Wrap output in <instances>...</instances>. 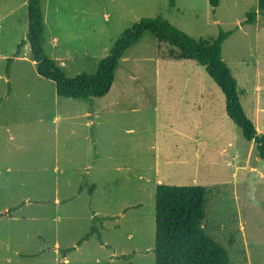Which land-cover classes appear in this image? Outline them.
<instances>
[{
  "label": "rangeland",
  "instance_id": "374dc122",
  "mask_svg": "<svg viewBox=\"0 0 264 264\" xmlns=\"http://www.w3.org/2000/svg\"><path fill=\"white\" fill-rule=\"evenodd\" d=\"M259 2L220 0L215 13L209 0H41L42 46L72 79L95 74L143 18H161L195 40L235 30L223 59L264 134V113L255 114L257 104L264 108V29L239 26ZM25 24L23 0H0V100L11 97L0 113V264H156L159 184L203 186V228L231 264H264V171L249 199L246 181L260 158L204 67L163 58L176 48L146 34L122 58L110 93L91 106L59 97L29 44L14 58ZM189 74L211 93L201 112L188 94L197 85ZM11 125L15 135L6 136Z\"/></svg>",
  "mask_w": 264,
  "mask_h": 264
},
{
  "label": "trees",
  "instance_id": "16d2710c",
  "mask_svg": "<svg viewBox=\"0 0 264 264\" xmlns=\"http://www.w3.org/2000/svg\"><path fill=\"white\" fill-rule=\"evenodd\" d=\"M209 1L213 9L220 5V0ZM259 15H264V0L259 2V11L247 13L240 20L239 26L254 24ZM26 25V39L18 45L14 58L19 57L21 49L29 44L38 74L55 83L58 96L86 102L91 106L96 99L110 93L116 71L127 51L139 44L146 34H152L159 42L177 49H172L170 58L193 60L204 67L224 94L228 117L240 129L243 137L255 144L258 157L264 159V134H259L256 125L248 117L240 100L238 82L223 59V45L235 30L220 29L215 38L195 40L161 18H143L115 42L110 54L99 62L95 74H81L71 79L44 52L42 37L45 24L41 0H27ZM12 62L13 59H8L7 74ZM93 193L94 186L91 187L90 194ZM206 196L207 191L203 186H157L154 248L156 264H231L229 252L203 228ZM94 232L92 227L78 245L89 241ZM74 250L75 248H70L62 252L66 256ZM121 258L129 260L131 257Z\"/></svg>",
  "mask_w": 264,
  "mask_h": 264
},
{
  "label": "crops",
  "instance_id": "0c3cea01",
  "mask_svg": "<svg viewBox=\"0 0 264 264\" xmlns=\"http://www.w3.org/2000/svg\"><path fill=\"white\" fill-rule=\"evenodd\" d=\"M26 4H27V0H23V6L25 5V7H26ZM219 7H220V5H219ZM219 7L215 9V11H214L215 13L218 11ZM260 20H261V22H259ZM239 24H240V22H239ZM252 25L256 28L257 32H260L261 30H263L264 28L262 26H264V15H259L257 17L255 23L252 24ZM252 25H246L244 27H247V26L250 27ZM26 28H27V25L25 24V27L22 30L23 31L22 33H25V37H26ZM20 39L21 38L19 36L16 39V43H18L20 41ZM0 57H6V56H0ZM163 58L172 59V58H170L168 56L167 57H163ZM180 61H191V60H180ZM9 79L10 78H7V80H9ZM187 81L188 82L192 81L193 83H197V85H195L193 87V91H188V94H192L193 96H195V99H197L196 101H193V103H192L193 107L195 109H197L199 112L205 110L206 106H207V98H209L208 94H211L210 92H208V89L206 88V86L202 83V82L205 83V79L201 80L200 75H197V74H191V75L189 74V75H187ZM256 90H259V87ZM259 92H260V90H259ZM12 93H11V95H12ZM6 98L10 99L11 97L5 95L4 100H0V113H1L2 110H4V108H5L4 106H5V104L8 101V100H6ZM263 111H264V108L257 104L256 105L255 114L258 116V114H260L261 112L264 113ZM15 132H16V130H15L14 126H12V128L9 127V128L6 129L5 134H6V136H14ZM184 137L187 138V137H189V135L187 136V135L184 134ZM67 261L68 260L65 259V262H67Z\"/></svg>",
  "mask_w": 264,
  "mask_h": 264
},
{
  "label": "water",
  "instance_id": "95a60500",
  "mask_svg": "<svg viewBox=\"0 0 264 264\" xmlns=\"http://www.w3.org/2000/svg\"><path fill=\"white\" fill-rule=\"evenodd\" d=\"M263 171H264V159H259L257 167L249 175V177H248V179L246 181V184L248 186L247 197L249 199H253L254 198V194H255V180L261 177Z\"/></svg>",
  "mask_w": 264,
  "mask_h": 264
}]
</instances>
